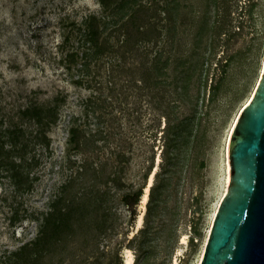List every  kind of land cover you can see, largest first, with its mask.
Returning a JSON list of instances; mask_svg holds the SVG:
<instances>
[{
  "label": "rangeland",
  "instance_id": "374dc122",
  "mask_svg": "<svg viewBox=\"0 0 264 264\" xmlns=\"http://www.w3.org/2000/svg\"><path fill=\"white\" fill-rule=\"evenodd\" d=\"M113 1L0 0V264L60 195L100 202L105 227L55 240L41 264H122L126 248L132 264L201 261L231 124L259 78L264 0ZM184 56L199 63L180 100ZM32 104L56 121L41 128L22 112Z\"/></svg>",
  "mask_w": 264,
  "mask_h": 264
},
{
  "label": "water",
  "instance_id": "95a60500",
  "mask_svg": "<svg viewBox=\"0 0 264 264\" xmlns=\"http://www.w3.org/2000/svg\"><path fill=\"white\" fill-rule=\"evenodd\" d=\"M229 182L199 264H264V62L232 127Z\"/></svg>",
  "mask_w": 264,
  "mask_h": 264
},
{
  "label": "trees",
  "instance_id": "16d2710c",
  "mask_svg": "<svg viewBox=\"0 0 264 264\" xmlns=\"http://www.w3.org/2000/svg\"><path fill=\"white\" fill-rule=\"evenodd\" d=\"M109 1L112 0H100L103 6H107ZM113 2L116 3L115 8L120 10L126 7L128 0H114ZM139 9L142 8L139 6L137 9H134L132 13L129 12L127 18H134V13H137ZM85 21L87 22L86 27L88 29L86 32L87 39L92 42L94 46H97L96 48L100 47L101 44L98 45L100 19L95 16H89ZM167 60L168 59L163 62V65L167 64ZM174 61H177V63L175 62V65L179 64L181 66L175 76H178L180 100H182L181 98L183 95L189 99L188 96L190 95L187 93L189 84L196 71L199 61L195 58L190 59L188 56L178 58V60L174 59ZM161 69L162 68L160 67V71H156L158 75L162 73ZM22 112L29 118L35 119L36 123L41 126V128L48 126L50 123H54L57 116L55 107H46L38 104L27 106ZM181 123L182 122L177 123L178 129L183 127L181 126ZM73 130L74 128L71 127L70 131L73 132ZM39 133L42 135L44 134L42 129ZM151 190L152 187L150 188L149 195L151 194ZM139 194L140 189L136 192L137 196ZM101 205L102 204L100 202L95 204L84 201L82 197L75 199L71 196L66 197L64 195H60L56 200L51 202L50 210L46 212L45 216H43L39 233L36 238L24 243L19 249L14 250L13 255L16 258L14 260L11 259L12 261H9V264H41L43 256L54 250L56 245L55 240H65L68 236L73 235V233L76 234L81 232L82 235H86L87 231H85L84 228L93 227L98 230L101 228L103 229L105 227L104 222L106 221L105 216L107 213L102 212L100 217L99 213L95 212V207H100ZM90 213H94V216ZM89 222H94L95 224L86 225Z\"/></svg>",
  "mask_w": 264,
  "mask_h": 264
},
{
  "label": "bare ground",
  "instance_id": "6f19581e",
  "mask_svg": "<svg viewBox=\"0 0 264 264\" xmlns=\"http://www.w3.org/2000/svg\"><path fill=\"white\" fill-rule=\"evenodd\" d=\"M263 62H264V57L262 58V63H261L260 70H259V77H260V74H261V71H262ZM251 96H252V92L250 93V95L246 99V101L243 104V106L248 103V101L250 100ZM236 119H237V116H235V118L233 119V122L231 124V128H230V131H229V136L227 137L228 139L230 137V133L232 131V127H233ZM225 155H226V153H225ZM225 160L226 161H225L224 185H223V192H222V195H221L220 200L224 196V194L226 192V189H227L228 182H229V169L230 168H229V161H228L227 155L225 157ZM154 175H155V169L152 170L149 173V176L147 177L146 184H145L144 189H143V191L141 193V197H140L141 211H140V213H139V215L137 217V220H136V228H139L141 226V224H142L143 214H144V210H145V207H146V202H147L148 197H149V190H150V187H151V185L153 183V180H154ZM220 200H219V202H220ZM217 207H218V205H217ZM179 242L182 243V244L183 243H186L187 242V235L186 234H183L182 236H180V241ZM203 248H204V246H203ZM201 257H202V254H201ZM132 261H133V255H132L131 251L128 248H126L125 249V252H124V257H123V263L122 264H132Z\"/></svg>",
  "mask_w": 264,
  "mask_h": 264
}]
</instances>
